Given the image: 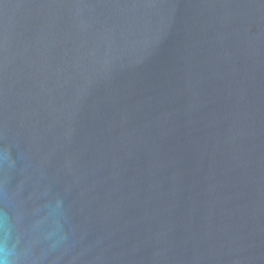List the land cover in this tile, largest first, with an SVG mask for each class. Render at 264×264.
<instances>
[{
  "label": "water",
  "instance_id": "obj_1",
  "mask_svg": "<svg viewBox=\"0 0 264 264\" xmlns=\"http://www.w3.org/2000/svg\"><path fill=\"white\" fill-rule=\"evenodd\" d=\"M3 264H264V0H0Z\"/></svg>",
  "mask_w": 264,
  "mask_h": 264
},
{
  "label": "clouds",
  "instance_id": "obj_2",
  "mask_svg": "<svg viewBox=\"0 0 264 264\" xmlns=\"http://www.w3.org/2000/svg\"><path fill=\"white\" fill-rule=\"evenodd\" d=\"M0 264H3V262H2V261H0Z\"/></svg>",
  "mask_w": 264,
  "mask_h": 264
}]
</instances>
